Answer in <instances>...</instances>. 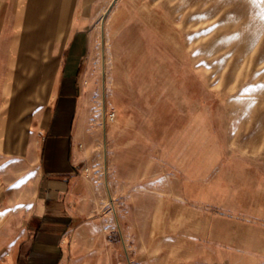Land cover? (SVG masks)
Listing matches in <instances>:
<instances>
[{
	"label": "crops",
	"instance_id": "1",
	"mask_svg": "<svg viewBox=\"0 0 264 264\" xmlns=\"http://www.w3.org/2000/svg\"><path fill=\"white\" fill-rule=\"evenodd\" d=\"M104 6L0 0V264H264L260 158L228 154L212 128L201 137L186 128L177 135L168 117L156 119L150 170L134 147L143 134L128 138L125 126L107 129L118 154L104 161L97 130L86 127L81 69L93 55ZM193 144L215 153L192 155ZM19 181L27 200L17 224L5 201L9 184ZM145 192L157 205L151 230L167 232L161 242L168 247L162 257L152 250L147 263L144 224L112 206Z\"/></svg>",
	"mask_w": 264,
	"mask_h": 264
},
{
	"label": "rangeland",
	"instance_id": "2",
	"mask_svg": "<svg viewBox=\"0 0 264 264\" xmlns=\"http://www.w3.org/2000/svg\"><path fill=\"white\" fill-rule=\"evenodd\" d=\"M103 1L93 55L81 69L86 127L97 130L105 162L110 154H118L108 146L107 129L125 126L128 138L135 139L130 133L137 131L143 134L134 147L143 169L150 170L156 119L168 117L177 135L186 128L193 138L201 137L203 128H212L228 154L264 161V0ZM195 152L215 150L193 144L190 153ZM181 153L177 149L176 157ZM101 165L103 170V160ZM23 182L9 184L5 201L17 212L10 215L17 224L23 222L26 207ZM148 194L112 201L128 222L144 224V263L150 261L152 250L160 257L168 250L166 238L163 246L161 242L167 232L151 230L158 216L152 214L157 205ZM160 218L166 222V216ZM112 222L119 223L120 216L113 215Z\"/></svg>",
	"mask_w": 264,
	"mask_h": 264
},
{
	"label": "built area",
	"instance_id": "3",
	"mask_svg": "<svg viewBox=\"0 0 264 264\" xmlns=\"http://www.w3.org/2000/svg\"><path fill=\"white\" fill-rule=\"evenodd\" d=\"M108 117L112 119L114 117V113L113 112L109 113Z\"/></svg>",
	"mask_w": 264,
	"mask_h": 264
}]
</instances>
